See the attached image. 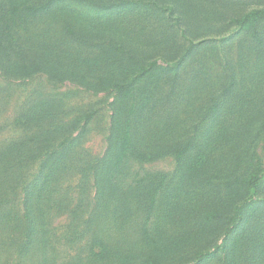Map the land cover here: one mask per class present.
I'll list each match as a JSON object with an SVG mask.
<instances>
[{
	"label": "rangeland",
	"instance_id": "374dc122",
	"mask_svg": "<svg viewBox=\"0 0 264 264\" xmlns=\"http://www.w3.org/2000/svg\"><path fill=\"white\" fill-rule=\"evenodd\" d=\"M40 1L5 0V11ZM88 1L61 3L49 17L23 24L31 35L55 34L58 52L69 48L67 75L41 71L16 79L0 72V150L31 135L17 125L18 114L42 100L61 113L56 124L68 128L51 136L52 146L82 135L76 151L61 159L53 196L44 192L48 264H264V20L250 29L235 22L264 10V0ZM65 25L75 33L66 34L69 47L61 38ZM180 59L183 68L173 78L167 69ZM176 82L173 108L164 113ZM125 85L132 94L121 97ZM133 105L140 110L135 144L108 180L120 115ZM73 124L78 128L71 130ZM43 147L24 149L40 150L41 157L50 152ZM31 157L0 188L2 208L19 218L22 188L41 167ZM151 182L156 200L148 212L141 207L147 191L130 192ZM227 195L230 218L206 223ZM17 223L28 228L24 218ZM228 227L233 234L223 246ZM23 229L12 226L5 243L7 234L0 235V264L7 256L17 263ZM70 232L84 236L70 243Z\"/></svg>",
	"mask_w": 264,
	"mask_h": 264
},
{
	"label": "trees",
	"instance_id": "16d2710c",
	"mask_svg": "<svg viewBox=\"0 0 264 264\" xmlns=\"http://www.w3.org/2000/svg\"><path fill=\"white\" fill-rule=\"evenodd\" d=\"M5 0H0V72L3 76L12 77V78H22L26 76H32L41 71H47L49 74H56L59 71H64L67 75V72L70 68V65L67 64L66 60L68 58L69 48L66 51H59V38L58 37H48L46 31L43 35H31L24 27L23 24L29 21L42 20L49 17L61 3L76 2L79 4H90L88 0H43L36 3H20L17 6H12V11H5L8 8V4ZM11 14V15H10ZM264 20V10H255L245 14L243 17L235 20L236 24L241 26L243 29L254 28L255 25L263 23ZM259 24V25H260ZM63 31L61 32V38L63 39V44H68L65 47H69L71 41L67 38H73L75 36L73 28L70 25L62 26ZM56 33V31H54ZM76 40H79L78 37H74ZM68 40V41H67ZM70 64V63H69ZM183 68V59L177 61L173 66L167 69V72L173 78L180 76V71ZM136 70V69H134ZM143 71L146 70L145 67H142ZM138 71L136 70L135 73ZM134 73V74H135ZM129 85L120 86L121 97L129 96L132 94V88L128 87ZM177 93V82L175 84V89L173 93H170L169 98L166 101L164 107V113L169 111V108H173V101L175 100ZM28 109L22 110L18 114L17 125H20L27 132H30L31 135L27 138V133L25 136H20L17 139L11 140L8 142L7 146L0 150V188L4 186V176H9L12 169L27 164L29 154L31 158L36 160L41 154L40 150L32 151L28 148L24 149L26 146L34 145L35 143L44 144L43 150L48 144L50 151L46 155L39 157L38 161L41 165L36 177H33V181L30 185L23 186L22 188V207L23 215L21 218L15 217L12 212L14 209L9 208V211L4 210L1 206L2 203L6 202L5 195L0 194V230L4 233L0 235L7 234L4 236L5 241H9L13 236L8 235V231L12 226L15 229H23L21 232V238L16 245V264H26L28 261L30 264H48L47 251L49 248V239L47 238L49 232L44 222V205L47 198L46 196L50 195V198L53 196L55 187L52 188V183L56 180L55 174L60 172L61 159L69 153L71 150L77 148V142L81 139L82 135L79 134L77 137L72 138L71 136H66L62 139L61 143L58 146H52L50 143L51 139L55 133L60 130H67L66 124L63 122L64 127L58 126L56 124V119H60L61 113L58 110L54 109L53 104L42 100L41 102L34 104H26ZM140 110L132 106L129 110H125L124 113H120L121 119V131L117 136V144L112 148L110 154L112 159L107 162V169H110L108 173H105L108 180H114L117 175V171L123 166L125 159L128 157L129 153L134 147V136L132 133L133 121L136 120ZM162 112V115H164ZM124 115V117H123ZM119 117V118H120ZM48 122L47 126H44V122ZM78 125L73 124L72 129H77ZM85 126L83 129L85 130ZM106 159V158H105ZM104 159V160H105ZM102 160V161H104ZM101 162V161H100ZM98 171V167H95ZM97 171L92 172L94 174V179L97 180L98 173ZM107 171V170H106ZM49 188H52V191L46 192ZM156 186L153 182L148 183L145 187H142L140 184L133 186L130 194H134L138 190L145 189L147 200L143 206L144 209H147L148 212L152 211V204H155L156 200ZM45 192V194H44ZM17 195V194H16ZM230 195L225 197V200L216 202L215 206L212 208V212L209 216L206 217V223L217 222L221 220L226 222L230 218V212L225 210L223 205L228 204L227 198ZM127 205V202L125 203ZM225 213V214H224ZM76 217V212H73ZM98 215L96 216V218ZM262 219L264 217L261 214ZM28 222L26 227L23 228L19 223L22 219ZM95 218V219H96ZM85 223H88L86 221ZM94 223L91 224V226ZM90 228V223H88ZM207 226L200 229V232L207 230ZM232 233V229L228 227L225 230L224 236L225 239L227 235ZM68 235L67 240L70 243H75L78 239L76 235L79 234L81 237L84 236V232L73 233ZM230 234V235H231ZM23 235V236H22ZM78 237V236H77ZM229 239V238H227ZM227 239L225 240V246L227 244ZM17 243V241H16ZM46 247V248H45ZM233 247L237 248L235 244ZM46 249V251H45ZM14 255V254H13ZM232 258L233 263H235L234 254L227 255ZM42 258V259H41ZM26 261V262H25ZM9 264V256L5 258V263ZM10 264H12L10 262Z\"/></svg>",
	"mask_w": 264,
	"mask_h": 264
}]
</instances>
